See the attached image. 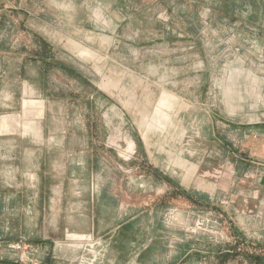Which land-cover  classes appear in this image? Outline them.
I'll return each mask as SVG.
<instances>
[{
  "label": "rangeland",
  "instance_id": "obj_1",
  "mask_svg": "<svg viewBox=\"0 0 264 264\" xmlns=\"http://www.w3.org/2000/svg\"><path fill=\"white\" fill-rule=\"evenodd\" d=\"M137 215L264 264V0H0V264H128Z\"/></svg>",
  "mask_w": 264,
  "mask_h": 264
},
{
  "label": "crops",
  "instance_id": "obj_2",
  "mask_svg": "<svg viewBox=\"0 0 264 264\" xmlns=\"http://www.w3.org/2000/svg\"><path fill=\"white\" fill-rule=\"evenodd\" d=\"M141 215V214H140ZM134 218V219H133ZM130 221H127L124 223V226L122 228H124L122 231H118L119 233L125 234L126 232L129 231L130 228L133 229L134 233L132 231L128 232V235H134L132 238H128L126 242V257H131V261L128 262V264H165L164 262H160L159 260V252H158V248L156 246V240L154 239H150V242L147 245L144 246H140V244H138V240L140 237L139 235H137L139 232L142 234V231L140 229H138L139 222H143L142 219H140V217L134 216ZM141 220V221H140ZM149 224H151V231L153 230L152 225H153V221H151L150 219L146 220ZM140 226L142 227V225L140 224ZM59 228L56 226L54 229V232H59ZM73 232V230H71ZM154 232V231H152ZM153 234V233H151ZM156 241V242H153ZM52 243H42L40 244V247L38 249L39 254H37V258L40 259V261H42V264H53V262L51 261L52 259V249H51ZM54 251L56 252V249H54ZM53 251V252H54ZM124 254L120 253V256H125ZM129 255V256H128ZM126 259V258H125ZM128 261V260H127ZM122 264V263H120Z\"/></svg>",
  "mask_w": 264,
  "mask_h": 264
}]
</instances>
